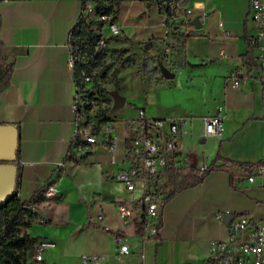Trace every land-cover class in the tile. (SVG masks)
I'll list each match as a JSON object with an SVG mask.
<instances>
[{"label":"crops","instance_id":"0c3cea01","mask_svg":"<svg viewBox=\"0 0 264 264\" xmlns=\"http://www.w3.org/2000/svg\"><path fill=\"white\" fill-rule=\"evenodd\" d=\"M83 1L0 0V61L11 63L9 83L0 91V123H10L16 129L17 197L28 200L47 185L54 192L51 197L32 201V214L21 230L35 239L52 241L42 258L59 264H88L81 255L89 253L104 255L98 264H205L208 241L227 235L226 223L216 219V212L227 210L264 220V172L251 180L245 175L234 176L230 185L225 170L207 171L200 181L162 201L156 234L146 238L140 230L139 190L126 191L115 173L127 165L124 123L135 116L138 107L147 116L192 117L190 134L182 136V150L188 158V166L180 168L182 171L200 162L235 168L245 163L264 164V83L255 76L253 67L241 86L233 88L225 81L233 66L248 64L243 58L246 37L251 32L246 18L247 0L231 10L224 7L225 0H183L194 14L202 13L197 28L185 20L189 29H199L201 34L186 36L184 43L190 36L200 37L208 41L210 51L217 50L214 55L200 58L184 53L181 65L190 68L189 74L200 84L212 82L206 87L209 107L203 103L197 112L189 107L149 108L145 98L151 86L147 85L141 105L124 107L127 111L107 120L110 129H102L104 135L117 136L111 151L99 134L84 151H74L70 142L74 111L70 102L75 81L72 68L66 64V40ZM162 10L156 0H120L112 19L119 27L120 39L107 40V47L164 36L172 16L164 19ZM222 29H233L235 33L222 37ZM251 55L250 50L252 60ZM216 111L221 115V133L200 137L199 117ZM59 159L62 165L55 169ZM167 170L164 195L171 188ZM94 196L101 201V217H97ZM118 201L129 207V217H119L115 205ZM118 232L128 252L116 256L114 235Z\"/></svg>","mask_w":264,"mask_h":264},{"label":"built area","instance_id":"2783aa9c","mask_svg":"<svg viewBox=\"0 0 264 264\" xmlns=\"http://www.w3.org/2000/svg\"><path fill=\"white\" fill-rule=\"evenodd\" d=\"M91 6L83 1L80 15L90 9ZM164 19L168 18V12L179 16H186L185 20L196 15L201 20L202 13L194 14L192 8L183 4V0H164L162 8ZM109 16L101 14L98 19L104 21L99 29V36L96 46H103L106 35L119 34V27L114 21L108 20ZM246 18L251 24V32L247 35L246 41L252 53V65L242 64L231 68L226 76V84L237 88L243 84L249 76L253 67L255 76L264 83V0H247ZM189 24V23H188ZM191 25V24H190ZM192 26V25H191ZM193 27V26H192ZM105 29V33L102 31ZM220 35L228 37L230 31L222 29ZM72 39L70 30L66 40V64L73 67L74 62L85 54L83 48ZM222 54V51H220ZM92 80V71L86 73L80 71V82L82 86L75 84L74 93L70 102L74 111V127L70 142L74 151H84L88 143L96 141L99 134L100 141L111 151L116 135H104L102 129L109 130L110 122H104L97 130H93V115L90 118L89 112L96 107V100L87 99L86 90L91 91L87 85ZM95 95V94H94ZM89 107L86 108V105ZM94 113V112H93ZM191 116H147L141 107L136 109L135 116L126 119L124 125L127 134L122 136L124 146L123 154L127 165L119 167L115 173V179L120 181L126 191L139 190L137 198L140 204V230L143 238L152 237L157 231V216L164 196L163 181L165 172L169 168H183L188 166V158L182 150V136L190 134L188 126ZM201 130L199 136L219 135L222 130L221 115L218 111L199 117ZM62 165V160H56L54 168ZM206 165L203 162L194 163L193 169L200 174ZM264 164L255 163L252 169L246 174V179L251 180L253 175L262 174ZM13 193L18 196L17 187L14 185ZM43 197L54 195L50 185L43 187ZM97 205V217H101L100 199L93 197ZM119 217H129L130 209L123 201L115 203ZM31 208V204L28 205ZM230 214L226 220L227 235L224 238H212L207 244V255L205 264H264V220L251 218L245 213H230L227 210L216 212V219L223 221V214ZM116 243L115 255H122L128 252V245L123 236L118 232L114 235ZM52 245V241L44 238L34 240L27 250V259L31 264H59L55 261H46L42 258V252ZM141 256V253H139ZM81 259L88 264H98L104 259L102 253H89L81 255Z\"/></svg>","mask_w":264,"mask_h":264},{"label":"rangeland","instance_id":"374dc122","mask_svg":"<svg viewBox=\"0 0 264 264\" xmlns=\"http://www.w3.org/2000/svg\"><path fill=\"white\" fill-rule=\"evenodd\" d=\"M84 1L91 8L85 10L82 16H86L89 19H97V15L94 13L96 0ZM243 3L244 0H225L224 7L227 10H231L243 5ZM171 16L172 21L168 23L169 32L164 36L152 37L147 46L143 42L115 44L114 50L107 51L103 57V64H108V69L103 73L99 71L97 74H95V70L92 71V80L87 85L95 89L93 94L103 98L104 106L109 103V98L111 104L112 91H116L124 97L119 107H109L108 115L110 119H114V114L116 116L122 111H127L124 110V107L128 105H132L135 108L137 105H141L147 85L151 86V89L147 90L148 94H146L145 98L149 108L156 106L158 109L182 110L189 107L192 111L197 112L203 108V103L205 104L204 107L211 105L206 87H209L212 82L210 83L206 80L200 84L199 80L189 74L191 69L181 65H183L182 59L185 58V54L190 57L200 58L208 53L214 55L217 50L212 48L210 51L208 41L202 40L200 37L190 36L185 39V43L183 38L174 37L172 28L187 30L189 26L183 17L175 14ZM103 32L105 33V29ZM230 32L233 35L235 33L233 29ZM124 56L128 58L129 64L120 67L118 60ZM112 67H116L114 76L109 73ZM163 69L171 71L173 76L171 78L164 77L162 75ZM200 69H203V67ZM115 78L117 80L116 89H114ZM164 78L166 79L164 80ZM161 81L163 82L159 83ZM94 109L92 108L91 111H88L89 116L87 118L93 115ZM128 114V112L125 113V115Z\"/></svg>","mask_w":264,"mask_h":264},{"label":"trees","instance_id":"16d2710c","mask_svg":"<svg viewBox=\"0 0 264 264\" xmlns=\"http://www.w3.org/2000/svg\"><path fill=\"white\" fill-rule=\"evenodd\" d=\"M150 1L152 0H147V3ZM156 1L163 8L164 0ZM119 2L120 0H96L94 13L97 15V19H89L86 16L79 14L75 24L71 27L70 32L72 39L80 45H86L83 48L85 54H82V56L74 62L72 67L75 84L82 86V83L80 82L81 70L86 73L95 70V74H97L99 71L103 73L108 69V64H103V57L107 51L114 50V47H107L106 42L109 39L117 41L120 37L117 35H108L104 39L105 44L103 46H96L99 29L104 23L103 20L98 19V16L106 14L109 16L108 20L112 21L115 17ZM168 15L171 17L172 13L168 12ZM172 30V35L174 37L181 38H185L189 35L201 34L199 29L179 30L177 28H172ZM149 41V39H145L142 42L147 46ZM243 58L248 64L252 62L250 58V46L248 44L245 52L243 53ZM128 64L129 60L127 57L124 56L119 58L118 65L120 67ZM10 69V62L3 63L0 61V91L9 83ZM115 72L116 67H112L109 71L112 76H114ZM116 88L117 80L115 78L114 89ZM94 90L95 89H92L91 91L86 90V97L88 100L91 98L96 100V107L93 113L94 121L92 123V128L95 131L101 124L110 119L108 115L110 98L108 99L107 97L109 103L104 106L105 103L102 102L103 98L96 94L94 95ZM98 97L100 98L98 99ZM88 107L89 104L86 105V108ZM239 166L240 168H235L224 164L215 165L213 162H210L200 174H196L191 165L186 171H182L180 168H169L167 170V177L171 188L163 196L162 201L164 202L167 200L176 191L200 181L202 176L211 169L225 170L228 174V182L231 185L234 176H246V174L252 169L253 164L245 163L243 165L240 164ZM42 190L43 188L35 191L28 200H20L14 193H12L0 204V264H31L27 259L26 252L30 248L31 243L36 239L29 236L24 230H21V228L27 226V218L33 211L30 207H28V205L31 204L33 200L43 197L41 195Z\"/></svg>","mask_w":264,"mask_h":264},{"label":"water","instance_id":"95a60500","mask_svg":"<svg viewBox=\"0 0 264 264\" xmlns=\"http://www.w3.org/2000/svg\"><path fill=\"white\" fill-rule=\"evenodd\" d=\"M188 23L194 28L200 26V20L196 15L188 19ZM164 77H170L171 71L162 70ZM124 97L116 91L111 92V108H117L121 105ZM16 129L10 123H0V204L5 201L12 193L15 185L16 161ZM228 214H223V222L226 223Z\"/></svg>","mask_w":264,"mask_h":264}]
</instances>
